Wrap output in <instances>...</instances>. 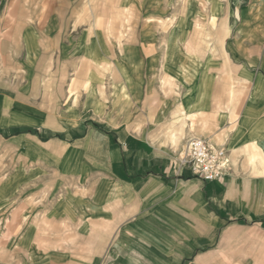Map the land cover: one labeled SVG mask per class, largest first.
Masks as SVG:
<instances>
[{
	"label": "crops",
	"instance_id": "1",
	"mask_svg": "<svg viewBox=\"0 0 264 264\" xmlns=\"http://www.w3.org/2000/svg\"><path fill=\"white\" fill-rule=\"evenodd\" d=\"M0 264H264V0H0Z\"/></svg>",
	"mask_w": 264,
	"mask_h": 264
},
{
	"label": "built area",
	"instance_id": "2",
	"mask_svg": "<svg viewBox=\"0 0 264 264\" xmlns=\"http://www.w3.org/2000/svg\"><path fill=\"white\" fill-rule=\"evenodd\" d=\"M173 162L203 181L219 180L228 167L226 150L202 137H190L175 153Z\"/></svg>",
	"mask_w": 264,
	"mask_h": 264
},
{
	"label": "rangeland",
	"instance_id": "3",
	"mask_svg": "<svg viewBox=\"0 0 264 264\" xmlns=\"http://www.w3.org/2000/svg\"><path fill=\"white\" fill-rule=\"evenodd\" d=\"M177 151H178V150H177ZM177 151H176V152H177Z\"/></svg>",
	"mask_w": 264,
	"mask_h": 264
}]
</instances>
